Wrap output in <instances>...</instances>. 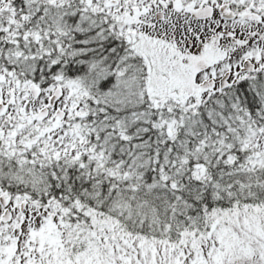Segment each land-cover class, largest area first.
I'll return each mask as SVG.
<instances>
[{
  "label": "snow or ice",
  "instance_id": "snow-or-ice-1",
  "mask_svg": "<svg viewBox=\"0 0 264 264\" xmlns=\"http://www.w3.org/2000/svg\"><path fill=\"white\" fill-rule=\"evenodd\" d=\"M0 264H264V0H0Z\"/></svg>",
  "mask_w": 264,
  "mask_h": 264
}]
</instances>
